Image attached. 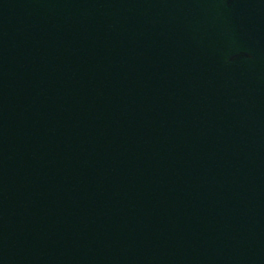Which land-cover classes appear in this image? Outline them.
Instances as JSON below:
<instances>
[{
  "label": "water",
  "instance_id": "1",
  "mask_svg": "<svg viewBox=\"0 0 264 264\" xmlns=\"http://www.w3.org/2000/svg\"><path fill=\"white\" fill-rule=\"evenodd\" d=\"M0 264H264V0H0Z\"/></svg>",
  "mask_w": 264,
  "mask_h": 264
}]
</instances>
